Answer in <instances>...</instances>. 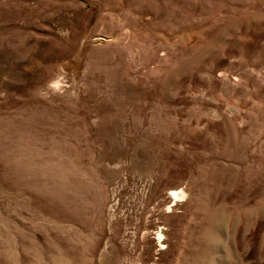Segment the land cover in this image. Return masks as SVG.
<instances>
[{
  "label": "rangeland",
  "instance_id": "1",
  "mask_svg": "<svg viewBox=\"0 0 264 264\" xmlns=\"http://www.w3.org/2000/svg\"><path fill=\"white\" fill-rule=\"evenodd\" d=\"M0 264H264V0H0Z\"/></svg>",
  "mask_w": 264,
  "mask_h": 264
},
{
  "label": "bare ground",
  "instance_id": "2",
  "mask_svg": "<svg viewBox=\"0 0 264 264\" xmlns=\"http://www.w3.org/2000/svg\"><path fill=\"white\" fill-rule=\"evenodd\" d=\"M176 194H177V192H173V194H172V195H174L175 197H177V195H176Z\"/></svg>",
  "mask_w": 264,
  "mask_h": 264
}]
</instances>
